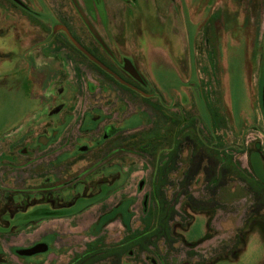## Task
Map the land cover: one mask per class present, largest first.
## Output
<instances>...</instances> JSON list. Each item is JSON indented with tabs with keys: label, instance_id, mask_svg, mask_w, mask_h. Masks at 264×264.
I'll return each mask as SVG.
<instances>
[{
	"label": "rangeland",
	"instance_id": "1",
	"mask_svg": "<svg viewBox=\"0 0 264 264\" xmlns=\"http://www.w3.org/2000/svg\"><path fill=\"white\" fill-rule=\"evenodd\" d=\"M17 2L24 5V0ZM25 2L27 9L11 0L0 2V68L9 66L0 81L1 114H11L26 99V90L15 86L29 59L59 48L68 67L63 79L77 88L70 98L79 117L103 96L101 90L90 91L89 83L109 81L120 90L102 100L109 124L120 126L143 106L166 137L177 131L173 147L158 159L154 151L148 155L157 191L147 199V216L134 218L132 231L106 229L97 239L84 238L79 247L59 250L47 264L264 263V0H78L120 62L129 58L136 63L147 82L138 92L98 70L64 32H56L48 49L34 48L58 20L82 44H96L72 0ZM66 109L64 114H71V106ZM7 120L0 130L8 127ZM97 134L103 140V129ZM155 137L148 138L155 142ZM51 153H40L39 162ZM76 179L86 178L70 179L72 190ZM99 180L85 181L87 192ZM43 254L20 255L10 264H39Z\"/></svg>",
	"mask_w": 264,
	"mask_h": 264
},
{
	"label": "crops",
	"instance_id": "2",
	"mask_svg": "<svg viewBox=\"0 0 264 264\" xmlns=\"http://www.w3.org/2000/svg\"><path fill=\"white\" fill-rule=\"evenodd\" d=\"M44 45L34 48L50 47V44ZM57 49L48 52L46 59L50 61L47 65L43 56L30 58L34 59L35 66H26L25 75L15 86L26 90V99L19 100L11 114L0 113V124L10 119L8 127L0 130V256L4 259L0 264H10L15 257H21L16 253L17 249L40 242L47 243L48 250L37 263L47 264V259L59 250L79 247L84 238L97 239L106 229L132 231L133 219L147 216V199L151 192L157 191V175L154 171L153 176L150 174L152 165L148 155L154 151V159H158V155L167 147H173L176 141L177 131L172 132L170 138L166 137L157 118L151 120L150 110L143 106L123 118L120 126L111 122L114 131L100 140L97 131L109 120L102 100L108 95L114 97L112 91L118 88L109 81L89 83L90 91L101 90L103 96L97 102L92 100L91 106L79 117L78 106L72 107L74 101L70 98L77 88L63 79L68 67L66 58ZM4 67L0 68V81L9 69L8 65L6 69ZM14 69L10 71L16 73ZM60 79L64 81L57 85ZM119 92L116 93L117 101L121 100ZM123 97L129 103L128 98ZM57 104L60 107L50 113ZM69 106L71 114H64ZM50 121L54 122L53 127L46 125ZM78 131L86 134L81 137ZM152 133L158 134L155 142L148 138ZM42 136L50 138L48 144H40ZM139 137L145 140H139ZM148 141L149 146L144 147ZM142 145L144 148H136ZM84 146L86 150L81 149ZM45 150H51V157L40 163L38 157ZM43 171L46 176L42 178L39 175ZM78 174L86 179L74 180L73 191L70 181ZM67 177L71 180H65ZM99 177L103 180L91 184L87 192L85 181L91 183ZM34 185L41 187L30 189ZM50 186L54 188H47ZM51 212L58 215H50Z\"/></svg>",
	"mask_w": 264,
	"mask_h": 264
},
{
	"label": "flooded vegetation",
	"instance_id": "3",
	"mask_svg": "<svg viewBox=\"0 0 264 264\" xmlns=\"http://www.w3.org/2000/svg\"><path fill=\"white\" fill-rule=\"evenodd\" d=\"M13 3L15 4H20L15 0H11ZM1 2V0H0ZM95 2L97 3V1L95 0ZM21 5V4H20ZM22 8L27 9L28 8V4L25 2L24 0V5H21ZM84 9V8H83ZM84 11L87 13V11L84 9ZM88 14V13H87ZM89 16V14H88ZM90 18V16H89ZM0 20H1V16H0ZM91 20V18H90ZM92 21V20H91ZM93 23V22H92ZM60 26V25H65L62 21L58 20L57 22L52 24V31L51 33H48L46 38L44 39L43 42H40L37 44H45L44 47L46 46V44H49L50 41L54 40L55 36H56V32H64L61 29H58L56 32L54 31L55 26ZM2 28L0 27V37L2 35ZM70 30V29H69ZM89 30V29H88ZM71 32V31H70ZM65 33V32H64ZM66 34V33H65ZM92 34V33H91ZM73 35V34H72ZM93 35V34H92ZM66 36L68 37V35L66 34ZM74 36V35H73ZM51 37V38H50ZM94 37V36H93ZM74 38L82 45L84 46L93 56H95L98 60H100L103 64H105L113 73L107 71L105 68H103L100 64H98L97 62L91 60L86 54H84V52H82L80 49H78L70 40V38L68 37L69 41L71 42V44H73L75 46V48L81 52L90 62H92L96 68H98V70L102 71L104 74H106L111 80H113L114 82H117V84H119L120 86H126L127 88L133 90V91H141V86H145L147 84V82L144 79V83H140L137 79H135L132 75H130L126 70H124V63H121L120 60L118 59V56L115 52H113L111 50V48L109 47V51L106 50L104 48V46L95 38L96 40V44L93 46H86L84 44H82V42H80L75 36ZM46 41V42H45ZM106 42V41H105ZM108 45V44H107ZM64 46V45H63ZM48 55H43V61H46V57ZM126 56L123 57V59ZM54 59V58H53ZM60 59V58H59ZM57 59V60H59ZM34 59H30V62L28 65H32V67H34L35 65L33 64ZM61 61V59H60ZM133 63L136 65V63L134 62V60H132ZM137 67V65H136ZM138 69V68H137ZM139 71V70H138ZM141 74V73H140ZM120 77L125 83H123L122 81H120L116 76ZM127 83L129 85H127ZM132 85V86H131ZM143 94L145 93V97L146 96H150L152 94H147L146 92H142ZM60 107V104H57L56 106H54L50 113H55V111ZM115 129V126L112 124H105L104 128H103V136H105L107 134L108 131L113 132Z\"/></svg>",
	"mask_w": 264,
	"mask_h": 264
},
{
	"label": "water",
	"instance_id": "4",
	"mask_svg": "<svg viewBox=\"0 0 264 264\" xmlns=\"http://www.w3.org/2000/svg\"><path fill=\"white\" fill-rule=\"evenodd\" d=\"M15 1H19V0H15ZM72 2L74 4L76 10L78 11V13L80 14V16L82 17V19H83L84 23L86 24L87 28L89 29V31L104 46V48L109 51L110 49H109L108 45L106 44L104 38L102 37V35L100 34V32L98 31V29L96 28V26L92 23V21L90 20L89 16L84 11V9L82 8V6L78 2V0H72ZM58 29L63 30L68 35V37L70 38V40L72 41V43L78 49H80L82 52H84V54H86L91 60L97 62L103 68H105L107 71L113 73L105 64H103L100 60H98L95 56H93L84 46H82L74 38V36L72 35V33L70 32L69 28L66 25H60V26H57L56 25L55 28H54V31L56 32ZM124 70H126L130 75H132L138 81L144 83L143 77L140 75V73L137 70L136 66L134 65V63L129 58H126L125 59ZM116 77L120 81H122L123 83H125L120 77H118V76H116ZM262 104H263V110H264V90L262 92ZM105 136L107 137V135H105ZM49 140H50V138H48L47 136H42L39 139V142H40V144L46 145V144H48ZM81 149L82 150H86L87 147L84 146ZM47 250H48V244L47 243H44V242H40V243H37V244H35V245H33V246L29 247V248L17 249L16 250V253L18 255H21V256H32V255H35V254H39V253L46 252Z\"/></svg>",
	"mask_w": 264,
	"mask_h": 264
},
{
	"label": "trees",
	"instance_id": "5",
	"mask_svg": "<svg viewBox=\"0 0 264 264\" xmlns=\"http://www.w3.org/2000/svg\"><path fill=\"white\" fill-rule=\"evenodd\" d=\"M107 135V134H106ZM107 136H110V135H107ZM69 204V203H68ZM8 206H6V208H7ZM50 215H58V213H56V212H51L50 213ZM104 219V217H102L101 219H100V222L102 221ZM126 225V227H127V224H125ZM208 226H209V224H208ZM88 255V252H86V254H83L82 255V257L80 256L79 258H76L75 259V261H78L80 258H84L85 256H87ZM1 261H4V259H3V257L2 256H0V262ZM262 264H264V263H262Z\"/></svg>",
	"mask_w": 264,
	"mask_h": 264
}]
</instances>
